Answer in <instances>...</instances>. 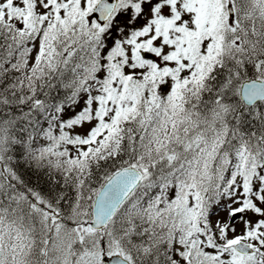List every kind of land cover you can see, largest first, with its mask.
<instances>
[{
  "label": "snow or ice",
  "instance_id": "snow-or-ice-1",
  "mask_svg": "<svg viewBox=\"0 0 264 264\" xmlns=\"http://www.w3.org/2000/svg\"><path fill=\"white\" fill-rule=\"evenodd\" d=\"M0 264H264V0H0Z\"/></svg>",
  "mask_w": 264,
  "mask_h": 264
}]
</instances>
